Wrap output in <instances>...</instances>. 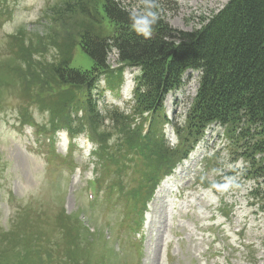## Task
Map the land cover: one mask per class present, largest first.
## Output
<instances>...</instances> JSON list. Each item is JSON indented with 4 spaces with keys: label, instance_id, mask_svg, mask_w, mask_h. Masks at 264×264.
Here are the masks:
<instances>
[{
    "label": "rangeland",
    "instance_id": "374dc122",
    "mask_svg": "<svg viewBox=\"0 0 264 264\" xmlns=\"http://www.w3.org/2000/svg\"><path fill=\"white\" fill-rule=\"evenodd\" d=\"M116 1L121 8L138 14L156 11L172 29L193 32L230 0ZM80 2L0 0V264H264V197L252 198L250 191L257 183L242 178L248 176L247 164L240 161L232 165L228 160L222 129L217 125L207 130L197 146L198 153L194 151L188 162L179 164L170 176L176 185L188 187L200 171L209 189L191 194L196 201H190L197 203L192 208L198 213L188 215V228H180L175 220L170 228L174 235L171 243L166 237V207L174 198H168V192L153 198L150 217L139 234L133 220L124 217L125 203L116 200L117 194L107 199V185L111 183L120 186L124 199L134 194L146 197L152 186L148 175L156 163L139 159L130 148L143 142L126 132L119 135L118 129L97 128L95 124L96 134L102 133L101 138H95L106 143L108 155L115 157L113 163H103L106 167L102 170L101 165L93 164L90 152H76L70 159L63 156L65 152L58 154L57 148L50 149L53 142L43 140V136H39L43 142H37L36 131L26 127L25 123L33 122L48 131L54 125L69 124L70 119L91 118L83 112L68 113L72 105L68 101L74 92L61 84L56 69L69 60L72 69L90 70L92 62L79 46L77 31L87 28L105 35L114 26L100 14L103 0L83 1L89 5L94 21L69 11ZM108 62L113 69L120 66L115 49ZM127 74L133 78L136 73L127 69ZM184 78L181 90L171 92L164 104L169 119L179 124L184 123L196 96L200 73L189 72ZM131 92L101 94V114L118 106L125 110ZM166 134L171 144L177 143L173 128L169 126ZM137 136L140 139V134ZM216 149L223 153L207 173L200 161ZM73 164L82 166L80 182L68 170L67 166ZM189 174L192 177L186 179ZM94 181L100 188L96 191L98 201L92 205L85 190L86 183ZM213 182H218L219 193L211 190ZM261 189L263 192V185ZM223 202L228 217L219 209ZM180 204L191 206L187 201ZM65 217L81 224L76 239L61 236L64 229L71 234L75 229L61 224ZM220 218H226L223 225Z\"/></svg>",
    "mask_w": 264,
    "mask_h": 264
},
{
    "label": "trees",
    "instance_id": "16d2710c",
    "mask_svg": "<svg viewBox=\"0 0 264 264\" xmlns=\"http://www.w3.org/2000/svg\"><path fill=\"white\" fill-rule=\"evenodd\" d=\"M80 1L69 11L74 16L85 14L94 21L89 5ZM150 12L155 13L154 22L147 26L137 24L141 19L152 21ZM100 14L113 24L110 34L80 28L75 35L92 62L90 70L72 69L69 60L56 69L61 84L74 92L68 102L88 101L93 137L101 138L102 134H96L95 124L97 128L109 126L118 129L119 135L126 132L130 136L143 129L147 122L150 125L166 123L167 95L180 90L185 74L196 70L201 73L199 87L188 109L186 124L172 123L180 147L162 144L153 155L144 148L140 152L134 145L130 148L139 159L155 160V167L165 159L171 164L175 159L187 157L194 143L204 136L207 126L217 124L224 129L229 142L228 160L247 163V177L261 187L260 181L264 180V0H230L201 29L193 32L172 29L156 11L144 15L127 11L116 0H103ZM114 49L120 65L117 69L108 62ZM127 68L140 70L129 111L115 108L100 115L96 102L91 99L92 89L102 77L112 87L116 77L122 80ZM136 140L140 141L138 136ZM78 222L71 217L62 219V225L75 226V229L71 228L72 234L64 229L61 236L76 239L81 227Z\"/></svg>",
    "mask_w": 264,
    "mask_h": 264
},
{
    "label": "bare ground",
    "instance_id": "6f19581e",
    "mask_svg": "<svg viewBox=\"0 0 264 264\" xmlns=\"http://www.w3.org/2000/svg\"><path fill=\"white\" fill-rule=\"evenodd\" d=\"M130 74V73H129ZM132 87V82H131V77L129 75L126 76V82L124 85V92L128 94L131 90Z\"/></svg>",
    "mask_w": 264,
    "mask_h": 264
},
{
    "label": "clouds",
    "instance_id": "9594fccd",
    "mask_svg": "<svg viewBox=\"0 0 264 264\" xmlns=\"http://www.w3.org/2000/svg\"><path fill=\"white\" fill-rule=\"evenodd\" d=\"M149 16H151L153 19L152 21H149L148 19H141V20H138L137 21V24H144L145 26H147L148 24L154 22V19H155V13H149L148 14Z\"/></svg>",
    "mask_w": 264,
    "mask_h": 264
}]
</instances>
